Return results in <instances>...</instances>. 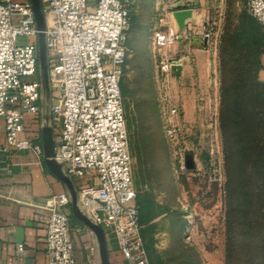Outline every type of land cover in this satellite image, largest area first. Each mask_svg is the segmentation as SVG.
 Wrapping results in <instances>:
<instances>
[{
    "label": "rangeland",
    "instance_id": "1",
    "mask_svg": "<svg viewBox=\"0 0 264 264\" xmlns=\"http://www.w3.org/2000/svg\"><path fill=\"white\" fill-rule=\"evenodd\" d=\"M151 2L148 15L131 18L127 44L133 51L122 81L134 181L145 201L142 217L151 260L264 264V126L258 128L251 121L252 87L246 93V125L226 130L221 123L222 39L225 28L247 14V0ZM184 8L195 10V20L181 30L175 43L154 49L150 38L154 21L167 13L175 21L174 9ZM20 41L25 43L28 37ZM163 55L185 62L179 79L162 69ZM236 58L229 69H244L239 78L249 80L248 58ZM54 94L52 89L49 98L43 90L48 108ZM260 117L264 121V114ZM189 151L197 163L193 169L185 165ZM74 179L78 187L89 183L85 177ZM108 235L110 244L117 246Z\"/></svg>",
    "mask_w": 264,
    "mask_h": 264
},
{
    "label": "built area",
    "instance_id": "2",
    "mask_svg": "<svg viewBox=\"0 0 264 264\" xmlns=\"http://www.w3.org/2000/svg\"><path fill=\"white\" fill-rule=\"evenodd\" d=\"M41 1L55 92L48 113L57 130L56 159L71 178L88 179V184L77 188L79 204L103 227L107 240L109 232L113 235L126 263L152 264L122 92L133 51L127 44V31L136 0ZM246 10L260 23L264 35V0H247ZM150 30L156 50L182 35L175 21L164 17L154 21ZM39 32L31 0H0V120L4 129L3 139L0 131V162L10 161L12 150H17L29 153L31 163L46 164L42 140L29 134L27 120L29 114L37 117L43 111ZM176 63L164 56L162 69L172 72ZM44 207L49 211L44 219L48 264H77L70 191L52 193ZM23 248L20 244L19 249Z\"/></svg>",
    "mask_w": 264,
    "mask_h": 264
},
{
    "label": "crops",
    "instance_id": "3",
    "mask_svg": "<svg viewBox=\"0 0 264 264\" xmlns=\"http://www.w3.org/2000/svg\"><path fill=\"white\" fill-rule=\"evenodd\" d=\"M151 5V0H136L131 6V18L141 13L148 15ZM166 7L168 11L170 5L166 4ZM166 17L170 19L168 13L164 17L165 20ZM153 18L155 13L151 20ZM205 44H208L207 38ZM261 59L263 63L261 79L264 81V52ZM184 68L185 62L183 70ZM41 105L43 111L39 114L40 124L49 116V108L43 100ZM34 117L29 114L28 123L33 124ZM0 131L3 139L2 120H0ZM11 157L8 162H0V264H48L47 227L44 219L49 211L44 207L45 202L52 193L69 191V189L47 164L41 167L31 163L33 158L29 153L12 150ZM72 180L78 188L74 177ZM71 227L77 264H102L96 234L73 214L72 207ZM20 244L24 245L23 250L19 249ZM92 246L97 249L92 250ZM108 248L111 264H127L115 243L111 245L108 240Z\"/></svg>",
    "mask_w": 264,
    "mask_h": 264
},
{
    "label": "trees",
    "instance_id": "4",
    "mask_svg": "<svg viewBox=\"0 0 264 264\" xmlns=\"http://www.w3.org/2000/svg\"><path fill=\"white\" fill-rule=\"evenodd\" d=\"M247 12V10H246ZM264 52V35L260 23L248 12L243 14L238 24H229L225 32L221 45V63H222V108L221 123L226 130L235 127H244L247 121L248 99L246 93L252 87L255 100L252 123L263 128L264 121L260 117L264 114V81L261 79L263 69L262 54ZM246 56L249 60L245 70L250 75L249 80H240L239 69L236 66L233 72L228 66L236 57ZM233 76V77H232ZM247 87V88H246ZM249 87V88H248ZM251 95V94H250ZM251 100V96H249ZM247 103V104H245ZM40 117L35 116L33 124L28 123V132L37 140H42V128L39 122ZM138 203L141 206V221L143 222V205L145 201L139 196ZM145 235V231L143 230Z\"/></svg>",
    "mask_w": 264,
    "mask_h": 264
},
{
    "label": "water",
    "instance_id": "5",
    "mask_svg": "<svg viewBox=\"0 0 264 264\" xmlns=\"http://www.w3.org/2000/svg\"><path fill=\"white\" fill-rule=\"evenodd\" d=\"M37 26L40 30L38 35V44H39V58H40V71L41 78L43 82V89L46 92L47 96L50 98L52 93V87L50 82L49 70H50V61L49 53L46 43V15L42 9L41 0H31ZM173 17L177 23L179 30L186 28L190 20H194V10L192 8L177 9L173 11ZM184 63H176L172 67V74L179 79L183 72ZM42 143L45 151V160L48 168L57 175L61 180L67 185L71 196H72V211L73 214L84 222L97 236L99 244V252L101 257L102 264H111L108 248V240L106 237L105 230L103 227L96 222H94L81 208L78 201L77 188L74 184V181L70 176L66 174L63 169L62 164L56 159L57 154V142L54 135V130L52 125L49 122V116L46 117L45 123L42 127ZM185 165L189 169H193L197 166L195 161V156L193 152L189 151L185 155Z\"/></svg>",
    "mask_w": 264,
    "mask_h": 264
},
{
    "label": "bare ground",
    "instance_id": "6",
    "mask_svg": "<svg viewBox=\"0 0 264 264\" xmlns=\"http://www.w3.org/2000/svg\"><path fill=\"white\" fill-rule=\"evenodd\" d=\"M49 18H50V16H49Z\"/></svg>",
    "mask_w": 264,
    "mask_h": 264
}]
</instances>
